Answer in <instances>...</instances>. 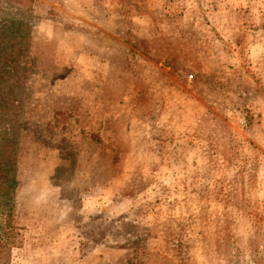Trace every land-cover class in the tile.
Listing matches in <instances>:
<instances>
[{
  "label": "rangeland",
  "instance_id": "374dc122",
  "mask_svg": "<svg viewBox=\"0 0 264 264\" xmlns=\"http://www.w3.org/2000/svg\"><path fill=\"white\" fill-rule=\"evenodd\" d=\"M19 24L9 264H264V0H0Z\"/></svg>",
  "mask_w": 264,
  "mask_h": 264
},
{
  "label": "trees",
  "instance_id": "16d2710c",
  "mask_svg": "<svg viewBox=\"0 0 264 264\" xmlns=\"http://www.w3.org/2000/svg\"><path fill=\"white\" fill-rule=\"evenodd\" d=\"M22 29L21 24L15 28H10L9 30L1 29L0 30V58L7 56L8 59H5L0 66V79L6 80L7 75L11 73L9 67L10 61H17L18 57L11 58L12 56H18L23 48L15 47L12 48L11 45L8 46L3 42V39L14 36V38H20V31ZM17 50L18 54L14 51ZM13 51V52H12ZM0 84H2V82ZM11 142V139L6 140V145ZM15 157L13 153L6 151L0 155V208L3 210L0 215V264H9V250L13 244L16 243L13 239V229L11 218L13 211V195L17 187V180L13 176L14 166L13 162Z\"/></svg>",
  "mask_w": 264,
  "mask_h": 264
}]
</instances>
